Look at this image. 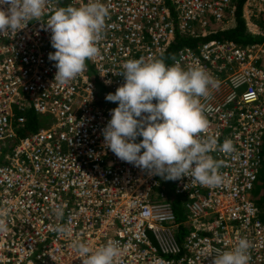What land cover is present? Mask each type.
<instances>
[{"label": "built area", "instance_id": "built-area-1", "mask_svg": "<svg viewBox=\"0 0 264 264\" xmlns=\"http://www.w3.org/2000/svg\"><path fill=\"white\" fill-rule=\"evenodd\" d=\"M101 2L109 15L98 54L67 85L54 81L45 22L56 8L87 0H46L40 21L0 34V210L8 225L0 264H82L74 239L94 250L118 241L116 264H212L241 238L250 242L249 264H264V210L253 199L264 155V29L249 20L264 15V0L242 7L257 41L212 38L180 47L166 63L203 67L217 82L200 98L209 121L200 136L218 141L210 153L221 162L216 186L165 180L117 158L102 132L118 103L105 97L125 82L126 61L158 59L177 34L197 39L233 27L237 0ZM28 111L47 119L19 136ZM226 139L231 153L219 151Z\"/></svg>", "mask_w": 264, "mask_h": 264}, {"label": "clouds", "instance_id": "clouds-1", "mask_svg": "<svg viewBox=\"0 0 264 264\" xmlns=\"http://www.w3.org/2000/svg\"><path fill=\"white\" fill-rule=\"evenodd\" d=\"M45 7L46 0H0V34L21 30L32 20L40 21ZM108 15L101 0L58 7L49 15L45 25L55 49L49 60L55 62L56 83L69 84L85 70L86 61L98 54L96 44ZM123 69L120 74L125 82L105 97L118 103L102 132L105 147L120 160L165 180L187 176L203 186L219 185L223 179L221 162L210 154L218 141L200 136L209 127L200 98H207L217 82L203 67L185 69L179 62L169 66L161 59H130ZM137 137H142L140 142H136ZM233 150L229 139L219 145L223 153ZM62 214L57 210V215ZM6 216L7 211L0 210V232L7 231ZM57 231L69 229L57 225ZM71 246L82 264H116L122 253L114 240L95 250L79 239ZM249 248L250 242L241 238L235 248L217 250L212 264H249Z\"/></svg>", "mask_w": 264, "mask_h": 264}, {"label": "trees", "instance_id": "trees-1", "mask_svg": "<svg viewBox=\"0 0 264 264\" xmlns=\"http://www.w3.org/2000/svg\"><path fill=\"white\" fill-rule=\"evenodd\" d=\"M244 1L245 0H237L235 24L233 27L229 29H224L215 34L208 35L205 38L192 39L184 35L177 34L174 40L172 41V43L167 48L166 52L162 56H160L158 59L163 60L166 64L168 62L167 60L173 57L176 53V50L179 49L180 47L188 46V47L194 48L197 46L198 42L212 39V38H216L220 40H230L233 42L243 43V44L257 41L254 35H251L246 32L247 27L242 18V7H243ZM26 117H27L26 124L23 127L17 129V134L19 136H24L27 133L37 130L40 126L44 124V122L47 119L44 116L36 115L32 111H28L26 113ZM255 189H256L255 192H253V199L255 203L258 205V207L264 210V155H263L262 167L260 169L258 182L256 184ZM170 199L173 200L174 210L176 213L177 220H182L184 217L182 214V208L180 207L179 203L177 202L175 198H170Z\"/></svg>", "mask_w": 264, "mask_h": 264}, {"label": "rangeland", "instance_id": "rangeland-1", "mask_svg": "<svg viewBox=\"0 0 264 264\" xmlns=\"http://www.w3.org/2000/svg\"><path fill=\"white\" fill-rule=\"evenodd\" d=\"M246 1V0H245ZM243 9H242V18H243V20H244V22H245V19L246 18H249V15L247 14H245L244 15V17H243ZM245 18V19H244ZM263 18H264V15L263 14H260L259 15V17L257 18V17H254V16H252L251 18H249V20H252L251 22H253L254 24H256L257 25V27L260 29V30H262V29H264V20H263ZM249 20H248V23H249ZM229 29V28H228ZM247 32V31H246ZM248 33V32H247ZM257 189V188H256ZM256 189H254V192H255V190Z\"/></svg>", "mask_w": 264, "mask_h": 264}]
</instances>
